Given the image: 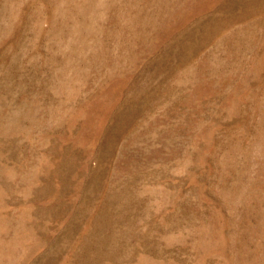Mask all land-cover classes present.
<instances>
[{
    "label": "rangeland",
    "instance_id": "obj_1",
    "mask_svg": "<svg viewBox=\"0 0 264 264\" xmlns=\"http://www.w3.org/2000/svg\"><path fill=\"white\" fill-rule=\"evenodd\" d=\"M0 264H264V0H0Z\"/></svg>",
    "mask_w": 264,
    "mask_h": 264
}]
</instances>
